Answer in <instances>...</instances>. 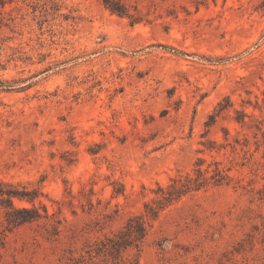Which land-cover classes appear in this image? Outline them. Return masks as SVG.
<instances>
[{"label": "rangeland", "instance_id": "rangeland-1", "mask_svg": "<svg viewBox=\"0 0 264 264\" xmlns=\"http://www.w3.org/2000/svg\"><path fill=\"white\" fill-rule=\"evenodd\" d=\"M118 1L0 0V187L42 215L0 194V264H264V0ZM198 158L229 181L95 252Z\"/></svg>", "mask_w": 264, "mask_h": 264}, {"label": "trees", "instance_id": "trees-1", "mask_svg": "<svg viewBox=\"0 0 264 264\" xmlns=\"http://www.w3.org/2000/svg\"><path fill=\"white\" fill-rule=\"evenodd\" d=\"M104 3L113 12L127 14L126 7L118 0H104ZM204 159L198 158L193 174L179 175L171 178L168 185H159L158 198L144 204V211L129 218L127 223L116 234L107 236L98 244L95 252L104 254L114 260L121 258L122 252L128 248H136L141 251L143 241L151 226V221L157 218L159 212L170 204L179 200L182 196L192 191L218 186L229 181L228 170L222 168L219 163L211 168V164L203 167ZM3 184V183H1ZM2 199L7 203V220L9 226H17L25 222L39 219L42 215L36 207H17L13 199H27L33 201L36 193L16 188H1ZM72 262L66 264H81L82 259L71 258Z\"/></svg>", "mask_w": 264, "mask_h": 264}]
</instances>
